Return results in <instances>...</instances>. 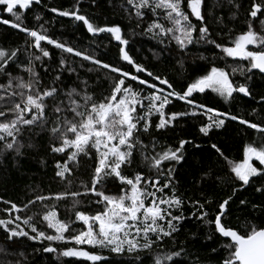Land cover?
<instances>
[{"label": "trees", "instance_id": "obj_1", "mask_svg": "<svg viewBox=\"0 0 264 264\" xmlns=\"http://www.w3.org/2000/svg\"><path fill=\"white\" fill-rule=\"evenodd\" d=\"M252 2L253 0H232L230 4L229 0H204L201 11L205 17L210 38L225 46H234L232 42L247 30L249 23L253 25L258 34H264V25L260 23V20L264 19V15L258 13V17L255 19L249 16ZM256 2L264 4V0H256ZM237 4H240L238 9ZM53 8L58 11L52 12ZM182 8L189 14L193 23H200L191 16L187 0H182ZM15 10L21 16L24 27L46 34L67 46H73L76 50L90 54L102 62L122 67L125 71L136 74L134 67L126 61L119 60L121 45L110 33L90 34L82 21H76L73 17L60 16L59 11L78 10L79 14L86 15L90 22L98 27L120 25L121 35L128 41L124 47L135 61L155 73L166 75L176 91L186 88L189 82L206 74L213 65L224 67L229 73H231L232 66L250 67L247 60L227 57L214 45L193 44L185 50H180L170 36L164 37V43L161 44L158 39L153 38L152 33L146 32L145 29L153 21L160 22L165 27H171L172 25L164 18V11L158 9L154 15L151 10L142 9L145 17H137L136 9L128 5L127 0H40V3L32 0L28 8L17 7ZM3 19L15 22V18L4 11V6L0 5V20ZM153 31L158 32L159 30L153 29ZM33 42V38L26 33L0 23V49L9 52L19 49L20 60L26 62L30 53L40 54L38 50L31 47ZM41 46L50 52V58L42 57V61L35 62L36 70L41 78L39 91L50 90L52 86L61 89V91L55 100L51 97L45 98L47 127L43 131L38 127L31 130L24 128L18 136V141L23 144L21 154L5 147L7 142H11V138L7 137L6 133L0 132V135L6 137L5 140H0V220H14L19 215L21 221L18 223L21 227H26L23 224V219L31 217L32 222L39 228L48 234H55V229L48 228L47 222L43 220V215L54 208L57 218L65 222L74 221L71 230L78 232L85 226L82 222L75 221V212L79 210L94 215L104 210V203H97L99 198L92 193L79 197L69 195L60 200L55 198V194L84 193L85 186L91 187L94 170L98 164V153L96 149L89 146L86 153H79L76 159L69 161L72 148H66L63 153H54L51 150L52 147H59L62 143V137L59 134L51 133V128L55 123L54 107L60 101H63L64 106H67L66 92L72 87L77 88L83 95L85 93L84 81H87V94L92 95L94 101L99 103L110 95L111 88L119 74L112 73L110 69H104L100 65H95L92 61H85L82 57H76L74 53H66L54 45L47 44L46 41H41ZM251 50H256L255 46H252ZM201 55L205 57L204 60L200 59ZM61 60H67L71 66L76 68V72L69 73L66 69L61 68ZM180 60L184 61L183 70L178 63ZM81 64L84 65L83 68L80 67ZM45 66L48 68L47 72ZM11 70L14 71V74L23 75L25 80L28 79L27 73L19 72L15 65L11 66ZM60 73H62V81L56 82L54 77ZM248 75L252 77L247 83L252 87L253 96L245 97L243 94L234 93L233 98L225 100L217 93L206 90L205 93H193L190 99L194 100V104L170 97L171 104L166 106L167 114L188 112L189 115L174 121L173 126L167 129L157 130L155 125L159 122V114L154 112L149 118V132L143 131L144 121H140L138 125L140 130L136 135L143 145L147 146L144 151L149 156V160L144 159V155L141 154L138 147L130 161L121 166V171L131 179H134L136 174H141L143 177L141 187L144 186V180L149 178L155 180L159 175L156 169L150 167L151 156L167 150L168 147L173 149L178 147L180 139L193 141V143L185 145V160L174 165L173 187L176 196L182 199V204L179 209L173 208L172 213L173 215L183 214L185 219L180 222L179 231L172 237H165L163 241L154 244L151 250H142L138 253L143 264H152L157 253L178 250L182 246L189 253L185 264H222L229 254L226 245L230 244L231 240L215 232L214 221L220 212L219 203L229 196H232V200L227 206V214L222 217V223L226 227H231L239 231L240 234H246L251 230L253 224L264 226V214L254 212L251 208L252 204H264V196L255 191L256 187L264 184V179L253 177L250 186L240 187L242 182L235 180L234 174L230 170L231 165L228 163V161L241 162L244 158L245 146L249 144L258 146L262 134L248 128L247 125H241L238 120L231 119L226 121V127L222 131L213 129L207 137L199 132L201 126L211 122L210 117L216 116L215 113L201 109L200 104L214 108L218 112L237 115L251 122L264 120V101H260L258 95L264 94V77L254 69ZM140 76L141 79L145 78L144 74H140ZM148 79L151 83V78ZM230 79L236 85L245 82V77L241 76L239 72L230 75ZM0 83L6 84L7 80L0 79ZM156 83L157 90H152L147 85H140L138 81L126 78V84L132 85L142 96H149L153 91L160 94V88L164 89L165 95L171 91L166 85L160 86L158 81ZM19 101L20 97L17 96L15 102ZM149 102L143 100V108L137 105L138 115L146 114ZM81 103H83L82 100ZM11 108H14V103L0 102V110L7 111ZM253 109L256 111L253 112ZM193 112L195 115L191 114ZM12 115L13 113H8L9 119L12 118ZM62 115H68L69 119L72 118L70 110H66ZM223 118L217 117V119ZM76 119L79 120L78 117ZM0 122H4V118H0ZM69 138L74 137L69 134ZM213 143L222 150L224 156H220L212 149ZM195 144H199L200 147L196 148ZM153 145H155L154 148ZM65 161H68L72 174L62 180L56 177L55 173L58 170V162L63 165ZM252 163L264 168V165H260L259 161L253 160ZM167 166L168 162H165L163 167L167 168ZM204 173H209V175L202 180L201 176ZM164 179L161 177V184ZM122 188L130 193V186L121 183L115 176L108 177L97 185L98 190L117 197L123 194ZM234 188L238 189L235 194L233 193ZM149 190L154 191L155 189L149 186ZM172 194L171 188L165 189L163 193H157L158 196L165 198L171 197ZM40 195L50 198L43 202L35 201V197ZM77 199L80 203L74 204ZM242 199L249 201V204L241 205L240 200ZM29 201L35 202L29 204ZM193 201L204 204V208L200 209L199 204H194ZM6 202L15 203L20 211L11 209V203ZM150 203L151 198H148L145 204L147 206ZM201 211L208 213L203 220L197 218ZM10 227H15V224ZM164 227L167 229L166 224ZM68 234L65 233V235ZM152 238L155 239V237ZM48 243L44 241L43 246H47ZM52 243L58 250L57 253L37 254L34 250L42 246L40 241L18 238L14 243H10L6 240L4 226L0 225V264H17L18 261L21 264H92L91 261L85 259L60 256L59 252L68 247L82 248L104 257L97 264H129L131 259L127 254L119 256L100 246H80L72 241ZM21 252L24 253L23 256L20 255ZM133 264H139V262H133Z\"/></svg>", "mask_w": 264, "mask_h": 264}, {"label": "snow or ice", "instance_id": "obj_2", "mask_svg": "<svg viewBox=\"0 0 264 264\" xmlns=\"http://www.w3.org/2000/svg\"><path fill=\"white\" fill-rule=\"evenodd\" d=\"M31 2L32 0H0V5L4 6V11L15 18V22L3 19L0 20V23L19 29L33 38L34 42L31 47L40 53L39 55L30 53L25 62L20 60L19 49L10 52L0 49V79L7 80L6 84L0 83V91H2L0 102L14 103V108L7 111L0 110V118H4V122H0V132L6 133V136L11 138V142H7L5 145L8 150L21 154L23 144L18 141V136L24 128L31 130L38 127L43 131L47 127L48 117L46 115L45 98L51 97L55 100L61 91L55 86H52L50 90L39 91L41 78L36 70L35 62L42 61V57L50 58V52L41 46V41H46L47 44L54 45L66 53H74L76 57H82L85 61H92L93 64L100 65L104 69H110L112 73H118L119 76L114 81L110 95L99 103L94 101L92 95L87 94V81L83 82L85 86L83 95L77 88L72 87L66 92L67 106H64L63 101L56 103L53 111L55 123L51 128V133L59 134L62 137L61 146L52 147L51 150L54 153H63L66 148H72L73 151L69 155V161L76 159L79 153H86L89 146L96 149L98 153V164L94 170L91 187L85 186L84 193H57L55 198L60 200L69 195L79 197L92 193L99 198L96 201L97 203H104V210L94 215L86 214L84 211H76L75 221L82 222L85 226L84 229L78 232L71 230L74 221L65 222L58 219L54 208L43 215V220L47 222L48 228L55 229V234H48L39 228L32 222L31 217L23 219V224L26 227H21L18 223V221H21L19 215L14 220H0V225L4 226L6 232V240L10 243H14L18 238L40 241L42 246L34 250L37 254L57 253L58 250L52 242L72 241L80 246H100L119 256L127 254L131 258L129 264H133V262L143 264L138 253L142 250H151L154 244L163 241L165 237H172L179 231L178 225L180 222L185 219L183 214L173 215L172 213L173 208L179 209L182 204V199L176 196L173 187L175 179L174 165H178L185 160V145L193 143V141L180 139L178 147L174 149L168 147L167 150L157 152L151 156L150 167L156 169L159 175L155 180L151 178L144 180V186L141 187L143 179L141 174L138 173L134 179H131L122 174L121 171V166L130 161L138 147L141 154L144 155V159L149 160V156L144 151L147 146L143 145L136 135L140 130L138 128L140 121H144L143 131L149 132V118L154 112L159 114V122L155 125L157 130L167 129L173 126L174 121L188 116V112H172L170 115L166 113V106L171 104L170 97L186 101L188 104H194V100L190 99L193 93H205L206 90L217 93L225 100L233 98L234 93L243 94L245 97L253 96L252 87L247 83L252 79L248 73H251L252 69H258L260 73H264V34H258L253 25L249 23L247 30L232 42L234 46H225L210 38L209 29L201 11L204 0H187V7L190 9L191 16L195 17L200 22L199 24L193 23L189 14L183 10L182 0H127L128 5L136 9L137 17H145V13L141 11L142 9L151 10L154 15L158 9L164 11V18L172 25L171 27H165L162 23L153 21L145 29L146 32L152 33L153 38L158 39L161 44L164 43V37L170 36L180 50L187 49L189 45L204 43L214 45L227 57L249 62L250 67L247 68L232 66L231 73L226 71L224 67L213 65L206 74H202L193 82H189L186 88L176 91L166 75L155 73L145 65L135 61L124 47L128 44V41L122 37L120 25L113 24L98 27L90 22L86 15L79 14L78 10L59 11L60 16L73 17L76 21H82L90 34L110 33L121 45L119 47V60L126 61L134 67L136 74H131L122 67L102 62L90 54L76 50L73 46H67L46 34L24 27L22 18L15 9L17 7L21 9L28 8ZM35 2L40 3V0H35ZM229 3L231 4L232 0H229ZM236 7L238 9L240 4H237ZM51 11L57 12L58 10L53 8ZM258 13L264 15V4L253 0L249 16L255 19L258 17ZM260 23L264 25V19H261ZM153 29L159 31L154 32ZM249 45L255 46L256 50H249L247 47ZM25 51L27 52L28 49L26 48ZM200 59L204 60L205 57L201 55ZM178 63L183 70L184 61L180 60ZM12 65H15L16 70L19 72L27 73L28 79L25 80L23 75L14 74V71L11 70ZM60 66L69 73L76 72V68L71 66L67 60H61ZM80 67L83 68L84 65L81 64ZM45 71H48L46 66ZM237 72L245 77V82L239 85L234 84L230 79V75H235ZM140 74H144L145 78L141 79ZM126 78L138 81L140 85H147L152 90H157L156 82L158 81L160 86L166 85L171 91H168L165 95L164 89L160 88V94L153 91L149 96H142L132 85L126 84ZM148 78H151V83ZM54 80L61 82L62 73L57 74ZM258 95L259 100L264 101V94ZM17 96L20 97L19 102H15ZM81 100L83 103H81ZM143 100L150 102L147 105L146 114L140 116L137 114V105L143 108ZM199 107L216 114L215 117H210L211 122L209 124L199 128V132L206 137L210 135L213 129L224 130L228 119L238 120L241 125H247L248 128L262 134L258 146H253V144L245 146L244 158L241 162L228 161V163L231 165L230 170L234 174L235 180L242 182L240 187L250 186L253 177L264 179V168L255 166L252 163L253 160H256L259 161L260 165H264V120L251 122L237 115L218 112L216 109L207 107L204 104H200ZM66 110H70L71 119L68 115H62ZM255 111L253 109V112ZM9 112L13 113L11 119L8 116ZM191 114L195 115V112ZM77 117L79 118L78 121ZM217 117L224 118L217 119ZM69 134L74 138L70 139ZM5 139L4 135H0V140ZM113 141H116V143H113ZM194 146L196 148L200 147L199 144ZM154 147L155 145H153ZM211 147L220 156H224L222 150L215 143ZM165 162H168L167 168L163 167ZM57 169L55 175L62 180L66 179L67 175L72 174L68 161H65L63 165L58 162ZM208 175L209 173L202 174L201 179L203 180ZM112 176H115L121 183L130 186V194L122 188L123 194L117 197L97 189V185ZM161 177L165 178L162 184ZM149 186L155 190L150 191ZM169 188L172 189L173 193L171 197L165 198L157 195V193H163L165 189ZM236 191L238 189L234 188L233 193L235 194ZM255 191L264 196V184L256 187ZM49 198L40 195L35 197V201L43 202ZM148 198H151V203L146 206L145 200ZM231 200L232 196H229L219 203L220 212L216 215L214 221L215 232L231 240V243L226 245L229 254L222 264H264V226L253 224L250 231L246 234H240L239 231L226 227L222 223V217L227 214V206ZM35 201H29V204ZM79 203L78 199L74 201V204ZM193 203L199 204V201H193ZM240 204L247 206L249 201L242 199ZM199 207L203 209L204 204H199ZM251 208L254 212L264 214V204H252ZM11 209L17 212L20 211L15 203H11ZM207 215L206 211H201L197 218L203 220ZM209 223H212V221H209ZM13 224H15V227H10ZM164 224L167 225V229H165ZM65 233L69 234L65 235ZM152 237H155V239ZM208 239H211V237H208ZM44 241L49 242L47 246H43ZM20 255L23 256L24 253L21 252ZM59 255L62 257H83L91 261L92 264H97L98 261L104 259L101 255L75 247L65 248L59 252ZM188 255L186 248L182 246L178 250L155 254L152 264H185ZM17 264H21V262L18 261Z\"/></svg>", "mask_w": 264, "mask_h": 264}, {"label": "rangeland", "instance_id": "obj_3", "mask_svg": "<svg viewBox=\"0 0 264 264\" xmlns=\"http://www.w3.org/2000/svg\"><path fill=\"white\" fill-rule=\"evenodd\" d=\"M195 18V17H194ZM253 45H249V46H247L248 47V49L249 50H251V47H252ZM113 143H116V141H113ZM130 194V193H129ZM146 201V200H145ZM98 227V226H97ZM75 258H78V259H85V258H83V257H75ZM86 260V259H85Z\"/></svg>", "mask_w": 264, "mask_h": 264}, {"label": "water", "instance_id": "obj_4", "mask_svg": "<svg viewBox=\"0 0 264 264\" xmlns=\"http://www.w3.org/2000/svg\"><path fill=\"white\" fill-rule=\"evenodd\" d=\"M255 71H257L259 74H261L264 77V73H260L258 69H254Z\"/></svg>", "mask_w": 264, "mask_h": 264}]
</instances>
